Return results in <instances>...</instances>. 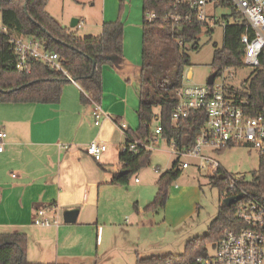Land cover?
Instances as JSON below:
<instances>
[{"label": "trees", "instance_id": "obj_1", "mask_svg": "<svg viewBox=\"0 0 264 264\" xmlns=\"http://www.w3.org/2000/svg\"><path fill=\"white\" fill-rule=\"evenodd\" d=\"M142 64L136 78L139 92V130L126 132V145L136 140L157 143L155 130L161 125L159 138L184 151L196 143L197 136L207 123L204 112H192L188 118L174 122L173 113L178 105V92L184 85L186 68L191 66L187 46L199 49V36L212 33L196 20L176 24L161 19L149 23L147 12L163 8L153 0L144 1ZM49 0H0L4 31H0V104L34 103L55 105L61 102L63 89L70 79L62 72L31 60L29 71L16 69V55L11 39L31 37L40 41L45 49L58 54L64 68L81 87V103H101L103 97L102 69L110 66L117 71L126 67L124 53V27L120 21L105 23L98 37H80L62 26L47 11ZM227 18H221V22ZM226 27L224 45L214 46L213 73L221 74L224 68L242 65L244 47L241 37L245 32V20L233 12ZM250 102L253 110L264 108V75H257L250 84ZM152 151L122 149L119 161L127 174H116L112 185L128 186L132 176L150 164ZM182 161L177 157L171 168L161 174L156 182L157 195L145 208L146 213L163 210L168 200L170 185L182 175ZM160 173V170L157 169ZM211 184L219 189L221 207L204 239L191 241L182 255H169L139 259L137 264H197V259L208 255L209 247L217 244L223 234L232 229L239 204L227 206L224 200L242 191L256 197L264 196V157H260L259 169L251 180L237 178L222 168L210 177ZM234 186L231 189V186ZM136 211H138L135 205ZM0 264H34L28 261V237L23 233H0ZM98 264V263H96Z\"/></svg>", "mask_w": 264, "mask_h": 264}, {"label": "crops", "instance_id": "obj_2", "mask_svg": "<svg viewBox=\"0 0 264 264\" xmlns=\"http://www.w3.org/2000/svg\"><path fill=\"white\" fill-rule=\"evenodd\" d=\"M110 22L114 19L101 18L102 31ZM71 24L61 25L73 32L79 29ZM141 64L127 59L122 71L110 66L102 69L104 97L100 104L117 123L124 122L122 116L127 114L131 78L139 95L136 78ZM81 94V87L71 81L59 104H0V130L7 134L0 152V233L26 234L28 261L34 264H71L79 256L95 255L106 228L120 234L125 227L122 223L133 226L139 222L141 202L144 208L152 202L151 197L141 201L136 191L140 186L131 189L129 185L111 184L123 170L119 155L127 135L111 120L97 128L93 105L84 106ZM94 140L108 147L100 162L87 153V146ZM196 163L194 160L192 164ZM135 184H141L140 180L135 179ZM42 209L48 210V217L59 220V225L36 226L34 221ZM77 209V222L65 223L63 213ZM178 226L180 223L172 228ZM96 263L114 264L98 260L97 255L88 264Z\"/></svg>", "mask_w": 264, "mask_h": 264}, {"label": "built area", "instance_id": "obj_3", "mask_svg": "<svg viewBox=\"0 0 264 264\" xmlns=\"http://www.w3.org/2000/svg\"><path fill=\"white\" fill-rule=\"evenodd\" d=\"M153 1L163 10L147 12L146 18L149 23L161 19L164 22L191 24L196 20L208 30H215L219 25L225 30L231 23L233 12L245 20L246 29L241 37L244 47L242 65L224 68L221 74L217 75L213 85L184 84L178 92V105L173 113L174 122L188 118L189 114L195 111L204 112L207 116V123L193 146L180 151L172 145L175 155L180 159L197 160L196 164L183 161V169L195 166L200 172L214 176L221 165L207 156L205 151L222 152L236 146L252 148L264 157V108L253 110L250 102V84L257 75H264V0ZM221 8H229L231 13L218 17L217 12ZM221 18L227 19L221 22ZM82 25L83 23L79 21L77 27L80 28ZM11 44L16 55V69L19 72L29 71L30 61L35 60L62 72L70 81L75 82L65 70L63 59L58 54L47 51L37 39L16 37L11 39ZM244 68L253 70L251 76L240 80V86L227 85L229 79H238L237 72ZM219 80L222 82L218 83ZM92 105V116L97 128L106 120H111L123 133L128 132L127 124L115 122L105 113L100 103L93 102ZM161 132L162 127L158 125L154 141L158 142ZM6 138L7 134L0 130V152L4 150ZM153 147V143L133 140L122 149L137 151L139 148L152 150ZM107 151V145L97 140L87 146L88 155L96 162H100ZM233 187L232 185L231 189ZM239 195L243 198L237 202L240 204L232 229L226 231L217 244L210 246L208 255L198 258L197 264H264V196L256 197L242 191L231 197ZM47 213L46 209L39 210L34 224L38 227L58 226L59 220L48 217Z\"/></svg>", "mask_w": 264, "mask_h": 264}, {"label": "rangeland", "instance_id": "obj_4", "mask_svg": "<svg viewBox=\"0 0 264 264\" xmlns=\"http://www.w3.org/2000/svg\"><path fill=\"white\" fill-rule=\"evenodd\" d=\"M144 1L49 0L47 11L60 24L70 25L73 19L81 20L83 25L75 30L79 35L85 32H93L95 35L101 33V18H113L114 21H120L124 27L125 56L133 63H141ZM230 13L229 8H221L217 15L220 17L222 14ZM3 30L0 11V31ZM224 36V27L219 25L214 32H203L199 36L198 50H194L192 45L186 47L191 57V66L185 70L184 84L202 86L207 83L209 76L213 73L214 46L222 48ZM252 72L251 68L238 71L236 74L238 79H229L227 85L240 86L239 81L249 78ZM226 76H228L227 72ZM134 81L131 78L133 87L129 95L127 114L122 117L123 121L136 133L139 130L137 112L140 102ZM221 82V80L218 81V83ZM68 84L64 86V89ZM150 151H152L150 164L135 173L129 185L131 189H137L140 186V189L136 191L140 192L141 201L149 197L152 201L154 200L157 195L154 183L158 181L161 174L171 168L177 159L173 147L162 138H159ZM205 154L219 163L228 174L237 178L245 177L247 180H251L254 173L258 171L261 157L256 150L246 146H236L222 152L205 151ZM181 161L191 164L194 162L193 158H183ZM210 177L211 175L207 172H200L195 166L182 170L181 177L169 187V197L163 210L146 213V207L144 208L141 202L142 212L137 224L132 226L122 223L125 227L120 234L106 228L102 241L98 244V250L94 252L95 255L82 258L79 256L78 260H74L71 264L85 262L88 264L95 259L96 255L98 260H106L109 263L111 261L114 264H137L139 259H146V257L159 258L184 254L189 242L204 239L209 234L212 222L218 217L221 199L219 189L211 184ZM135 179H139L141 184L136 185ZM178 223L180 226L172 228V225Z\"/></svg>", "mask_w": 264, "mask_h": 264}, {"label": "water", "instance_id": "obj_5", "mask_svg": "<svg viewBox=\"0 0 264 264\" xmlns=\"http://www.w3.org/2000/svg\"><path fill=\"white\" fill-rule=\"evenodd\" d=\"M79 24V20L77 19H74L72 21V24H71V27L74 28V27H77ZM217 77V72H214L212 73L208 80H207V83L208 85H213L214 84V81ZM124 174H127V171L125 170H122L120 172V175H124ZM243 198L242 195H239V196H235V197H230V198H227L226 200H224V203L227 205V206H232L234 204H236L238 201H240L241 199ZM79 215V210H68V211H65L63 213V219H64V222L67 223V224H75L77 222V217Z\"/></svg>", "mask_w": 264, "mask_h": 264}]
</instances>
